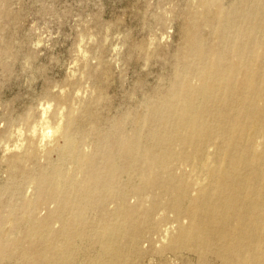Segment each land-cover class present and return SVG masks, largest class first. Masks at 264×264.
<instances>
[{
    "label": "bare ground",
    "instance_id": "bare-ground-1",
    "mask_svg": "<svg viewBox=\"0 0 264 264\" xmlns=\"http://www.w3.org/2000/svg\"><path fill=\"white\" fill-rule=\"evenodd\" d=\"M10 1L0 0L6 71L20 17ZM196 2L181 11L161 85L115 114L86 101L45 163L34 148L5 159L2 264H144L184 251L198 264H264V152L253 151L264 136V0ZM110 70L88 69L96 99ZM165 223L177 228L157 249Z\"/></svg>",
    "mask_w": 264,
    "mask_h": 264
},
{
    "label": "rangeland",
    "instance_id": "rangeland-1",
    "mask_svg": "<svg viewBox=\"0 0 264 264\" xmlns=\"http://www.w3.org/2000/svg\"><path fill=\"white\" fill-rule=\"evenodd\" d=\"M187 5L197 6V2L196 0H156L149 5L147 0H11L12 9L20 13L13 32L16 52L14 57L18 58L14 66L11 64L10 71L0 67V106L11 103L10 114L0 112V115L11 121V114H22L39 96L50 91L54 84L64 81L66 76L65 64L71 59L70 50L77 36L76 25L73 23V17L76 16L81 17L77 21L81 27L88 23L89 27L95 29L98 35L99 42L93 46L92 51L100 65L99 68L105 65H109L111 68L106 87V93L111 97V103L98 105L95 99L91 98V95L88 101L96 107L110 111L111 114L136 103L145 91H149L156 85H161L163 77L170 73L172 65L169 61V54L177 48L182 40L183 18L181 11ZM148 8L151 11L146 13L145 9ZM157 8L167 9L168 12L172 13L171 18L157 13ZM89 14H91V20L87 19ZM159 15L164 16L163 21L158 19ZM146 16L147 19H145ZM34 20L40 21V23L48 22L49 25H52L53 32L59 30L61 35L53 41L54 50L50 51L43 48L40 50L44 52V55L38 57L34 66L43 65L46 66L47 70L42 74L38 73L36 82L28 87L24 83L27 74L21 73V61L26 54H31L33 57L36 55L30 53L31 49L28 46V41L31 38L29 28ZM106 28H110L113 35L118 31L125 33L128 46L121 57L123 63L119 72L108 60L111 45L107 47L104 45ZM157 28L164 32H167L168 28H172L171 41L168 45L158 49L160 54L153 57L148 71H141L142 61L137 60V52H133L131 46L135 42L146 40L148 31L155 32ZM83 30L86 33L88 31L87 29ZM112 42L115 43V41ZM51 56L58 57L60 63H50ZM129 56L132 58L129 59ZM91 66L97 67V65ZM90 80L97 92V83L92 79ZM141 80L144 85L137 89ZM70 86L82 87L81 84L77 83ZM133 92L135 99H130ZM6 131L7 129L0 130V135ZM54 155L56 156V153ZM7 177V163L6 161L0 162V178L5 179ZM170 256L177 257L180 264H198L196 254L188 251L180 254L168 252L163 258L158 254L148 253L144 256L143 263L148 264V258L153 257L155 264H169L168 257ZM163 260L166 263H163Z\"/></svg>",
    "mask_w": 264,
    "mask_h": 264
},
{
    "label": "clouds",
    "instance_id": "clouds-1",
    "mask_svg": "<svg viewBox=\"0 0 264 264\" xmlns=\"http://www.w3.org/2000/svg\"><path fill=\"white\" fill-rule=\"evenodd\" d=\"M154 2L156 0H147L149 5ZM150 11V8L145 9L146 13ZM156 12L168 18L172 16V13L168 12L167 9L157 8ZM80 19L81 17L79 16L73 17L77 36L70 50L71 59L65 64L66 76L64 81L54 84L50 92L39 96L22 114H11V121L4 119L3 115H0V130L7 129L6 132H3V135H0V162L4 163L5 159L13 154L20 155L25 153L26 149L31 151L34 148L39 153L40 163H45L49 151L54 149L57 144H61V141L65 142L66 123L69 120H75L80 115L81 109L84 107L85 102L89 100L90 95L92 99L96 100L98 105L111 101V97L107 94L96 99V89L88 78L87 73L91 65H97V70L100 67L92 51L93 46L98 44L99 38L95 29L89 27L88 23H85L81 27L77 23ZM87 19L91 20V14H89ZM145 19H147V16ZM83 29H87V33ZM29 33L31 34V38L28 41V46L31 49L30 53H35L36 55L35 57L31 54L24 55L21 61V73L27 74L24 83L26 86L31 87L36 82L37 74H42L47 70L46 66L43 65L40 67L34 66L38 57L44 55V52L40 50L42 48L50 51L54 50L55 45L53 41L58 39L61 33L59 30L53 32L52 25H49L48 22L40 23V21L35 20L30 25ZM171 35L172 28H168L167 32L162 31L160 28H157L155 32L148 31L146 48L137 51L136 58L142 61L141 71H148L153 61L152 54L159 48L168 45L171 41ZM112 41H115V43ZM104 45L105 47L111 45L108 60L119 72L123 63L121 57L128 46L127 40H125V33L118 31L113 35L111 34V29L106 28ZM17 58L9 57V62L14 66ZM131 58L129 56V59ZM50 63L58 64L60 60L56 56H51ZM77 81H79L82 87L70 86L76 84ZM69 94L71 95V99H68L67 102H60L69 97ZM57 97H59V100ZM130 99H135L134 92L131 94ZM10 108L11 103L0 106V112L10 114ZM253 151L255 153L264 152V136L256 138ZM163 215L164 213L161 212L157 215L156 219L159 220ZM184 223H187V220ZM176 228L177 225L175 223H165L161 229L163 236L159 237V239L157 236H153V240L156 241L155 247L159 249L162 245H166L170 234ZM143 247L147 248L148 243L145 242ZM168 260L169 264H180L177 257L170 256ZM148 264H155L153 257L148 258Z\"/></svg>",
    "mask_w": 264,
    "mask_h": 264
}]
</instances>
